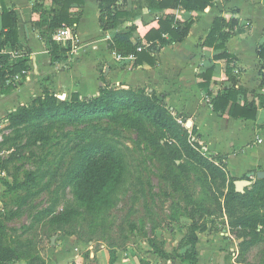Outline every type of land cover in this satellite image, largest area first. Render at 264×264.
I'll return each instance as SVG.
<instances>
[{
  "label": "rangeland",
  "instance_id": "374dc122",
  "mask_svg": "<svg viewBox=\"0 0 264 264\" xmlns=\"http://www.w3.org/2000/svg\"><path fill=\"white\" fill-rule=\"evenodd\" d=\"M149 88L142 90L168 107L171 127L141 116L145 131L139 133L112 114L82 120L60 114L7 121L0 128V227L5 243L26 253L29 264H102V249L110 262L172 264L154 250L173 251L194 224L201 243L208 239L225 259L236 253V264H264V233L236 226L238 217L264 213L261 178H250V196L228 200L236 187L226 160L201 143L194 147L204 159L189 155L180 137L190 143L198 138L187 125L191 118L175 113ZM120 111L135 115L125 106ZM99 135L118 141L127 160L112 199L90 209L75 197L68 178L78 150ZM5 182L21 186L10 189ZM61 214L65 219H54Z\"/></svg>",
  "mask_w": 264,
  "mask_h": 264
},
{
  "label": "crops",
  "instance_id": "0c3cea01",
  "mask_svg": "<svg viewBox=\"0 0 264 264\" xmlns=\"http://www.w3.org/2000/svg\"><path fill=\"white\" fill-rule=\"evenodd\" d=\"M133 1L121 3L119 8H131ZM99 6L100 0H84L83 4L72 5L73 12H82L76 24L80 43L93 45L84 47L77 54L69 51L66 59L52 63L51 45L42 38L36 22L42 16L47 17L48 13L53 14L56 8L53 0H0V36L3 31V8L14 10L18 16L19 41L30 58L27 62L28 74L23 81L14 91L0 93V126L7 123L11 111L29 103L46 88L58 96L73 92L81 96H95L100 93L103 84L127 88L149 86L150 90L164 96L166 104L175 113L191 118L199 141L206 150L227 155L226 163L232 176L258 172L260 167L264 171V108L259 107L256 119L234 118L228 113L220 115L214 111L212 98L219 92H227V60L214 59L218 51L203 45L217 16L238 19L242 31L227 43L229 52L237 57L234 66L236 72L240 70L238 86L249 90V100L254 99V90L264 93V88H259L262 62L257 54L259 46L264 45V0H216L213 7L203 13L167 10V13H175L181 19L195 18L196 21L184 41L167 45L155 54L157 63L154 66L146 62L136 65L131 60L117 61L114 50L109 49V42L115 32H126L134 25L133 39H141L145 43V35L151 28L158 27V18L163 13H152L146 8L118 28L104 31L100 26ZM43 12L46 14L43 15ZM3 51L11 55L16 52L9 44ZM25 51L18 52L22 54ZM213 65L216 69L210 85L200 87L204 80L200 74ZM257 103L259 105L258 100ZM201 241L199 238L197 264L237 263L236 253L232 259H225L217 245L209 243L208 239L206 243ZM97 256L102 258V264H129L116 260L110 262L106 249L98 251ZM59 257L60 260L65 256ZM75 258L81 256L76 253ZM178 261L171 262L179 264ZM10 264L29 263L16 260Z\"/></svg>",
  "mask_w": 264,
  "mask_h": 264
},
{
  "label": "trees",
  "instance_id": "16d2710c",
  "mask_svg": "<svg viewBox=\"0 0 264 264\" xmlns=\"http://www.w3.org/2000/svg\"><path fill=\"white\" fill-rule=\"evenodd\" d=\"M56 8L53 14L48 13L47 17L42 16L36 22L41 31L42 38L51 45L52 63L66 59L70 51V44L58 42L53 39L57 29L61 27L78 24L82 12H73L72 5L83 4L84 0H53ZM128 0H100V26L104 31L114 30L123 23L131 20L144 9L152 13H163L158 18V27L151 28L145 35V43L141 39L134 40L133 35L136 26L132 25L126 32H115L109 42V49L118 54L137 56L135 64L143 65L145 62L151 66L156 65L155 54L162 48L172 43H179L189 35L195 18L181 19L175 13H167L169 9H184L187 12L203 13L213 7L216 0H135L131 8L120 9L121 3ZM38 5V4H37ZM43 15L46 13L43 12ZM44 19V20H43ZM3 31L0 36V93L7 94L14 91L18 84L14 82V76L23 70H28L27 62L30 60L27 51L23 50L19 41L18 16L14 10L3 8L2 11ZM240 22L236 18L227 19L224 16H217L206 36L203 45L212 47L218 53L214 59L227 60L226 78L227 92H219L212 98L213 109L216 113L223 115L228 113L230 117L243 119H256L259 107L264 108V93L253 91L254 99H248L249 90L239 84L240 70L235 71L237 57L231 54L227 48L228 41L241 32ZM12 45L13 50L25 51L21 56L12 57L11 54L3 51L6 45ZM143 46L142 51L138 47ZM262 68L259 72L261 76L260 89L264 88V45L257 50ZM216 66L213 65L205 69L200 75L204 79L200 87H208L212 81ZM104 83L105 80L103 79ZM144 87L120 89L116 86L104 85L100 88V93L95 96H81L78 92H73L66 100H62L58 95L49 89H44L42 94L34 97L29 103L19 106L16 110L8 114V121L14 122L19 119H43L52 118L64 114L72 119L103 117L112 114V117L119 120L125 127L132 128L139 133L145 131V124L141 116H147L158 124L171 127L167 106H161L157 100L150 97L142 90ZM138 90V91H137ZM155 93V91H154ZM164 99V96H161ZM243 100V102H241ZM259 101V105L257 103ZM130 108L135 113L121 112L122 108ZM180 115V114H178ZM195 129V128H193ZM184 132V131H183ZM186 133V132H184ZM184 141L188 154L198 156L195 147L200 146L199 138H194L190 143L187 138L180 137ZM220 160H226L227 155L212 153ZM199 154L198 160H203ZM127 153L121 149L118 141L105 135L96 136L92 141L86 142L77 152V161L70 171V185L73 188L75 197L84 203L88 208L95 209L112 199L117 187L122 182L126 168ZM247 178V175H245ZM244 176V177H245ZM233 181L238 177L231 176ZM264 183V178L259 180ZM10 189L21 186L19 183L10 184L5 182ZM235 184V182H234ZM250 196V192L245 189L244 193L232 189L228 193V200L237 198L244 199ZM65 214L55 216L54 219H65ZM237 227H245L251 230L264 233V213L257 217L241 216L237 218ZM261 227L262 230H259ZM197 226L191 225L186 235L182 238L178 246L173 251L157 249L154 252L166 260L187 262V264H197L199 251L197 243L199 241ZM3 228L0 227V264H10L16 260L29 258L26 253L19 248L7 245L2 236ZM116 259H112L114 262ZM141 264H150L142 260Z\"/></svg>",
  "mask_w": 264,
  "mask_h": 264
},
{
  "label": "built area",
  "instance_id": "2783aa9c",
  "mask_svg": "<svg viewBox=\"0 0 264 264\" xmlns=\"http://www.w3.org/2000/svg\"><path fill=\"white\" fill-rule=\"evenodd\" d=\"M53 39L58 42L63 43H69L70 44V53L71 54H77L81 49L84 47H88L90 45H93L92 43H80V40L77 36L76 32V24L73 26H67V27H61L56 30ZM95 47V46H94ZM143 46L138 47V51L143 50ZM22 54L20 52H12L13 57L21 56ZM114 55L117 61H124V60H131L136 61L137 56L135 54H130L128 56H123L121 54H118L116 51H114ZM28 74V70H23L21 73H18L14 76V82L16 84H20L24 77H26ZM3 126H0L2 128ZM3 134L0 132V140L2 139Z\"/></svg>",
  "mask_w": 264,
  "mask_h": 264
},
{
  "label": "water",
  "instance_id": "95a60500",
  "mask_svg": "<svg viewBox=\"0 0 264 264\" xmlns=\"http://www.w3.org/2000/svg\"><path fill=\"white\" fill-rule=\"evenodd\" d=\"M188 126H192V120H188L187 123ZM257 175L259 178H264V171H251L250 173L247 174V178H242V179H238L235 181V187H236V191L237 192H241L244 193L246 187L250 186L253 182L250 178H252L253 176ZM52 243H55V238H52Z\"/></svg>",
  "mask_w": 264,
  "mask_h": 264
}]
</instances>
